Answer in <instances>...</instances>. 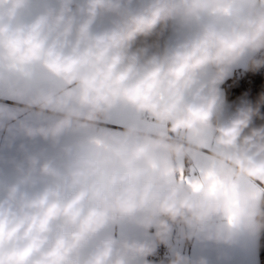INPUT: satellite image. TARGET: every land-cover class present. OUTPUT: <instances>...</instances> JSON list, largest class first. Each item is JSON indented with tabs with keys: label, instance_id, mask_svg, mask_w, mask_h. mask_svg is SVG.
I'll list each match as a JSON object with an SVG mask.
<instances>
[{
	"label": "clouds",
	"instance_id": "obj_1",
	"mask_svg": "<svg viewBox=\"0 0 264 264\" xmlns=\"http://www.w3.org/2000/svg\"><path fill=\"white\" fill-rule=\"evenodd\" d=\"M28 3L0 0V64L39 63L65 87L32 97L30 107L55 119L26 127V135L55 142L94 127L118 104L160 127L133 123L68 146L61 165L31 158L0 194V264H131L138 257L149 264L155 243L101 235L126 219L159 244L168 243L173 225L200 232L217 215L227 219L218 241L231 242L238 228L264 230L259 195L241 187L245 180L264 185V92L225 115L220 87L245 57L252 70L264 68V7L250 0H55L18 20ZM204 150L227 185L214 193L207 176L197 177L199 190L178 179L177 162ZM169 264L190 261L175 253Z\"/></svg>",
	"mask_w": 264,
	"mask_h": 264
},
{
	"label": "crops",
	"instance_id": "obj_2",
	"mask_svg": "<svg viewBox=\"0 0 264 264\" xmlns=\"http://www.w3.org/2000/svg\"><path fill=\"white\" fill-rule=\"evenodd\" d=\"M46 4L54 5L55 0H29V3L19 10L17 19H30L41 12ZM250 7H264V0H250ZM171 34L170 28L169 36ZM248 65L249 58H243L220 86L222 108L226 99L225 82ZM0 72L6 75V79L0 80V194L4 185L12 183L17 176L29 170L31 158H36L40 163L51 160L61 165L64 161V149L68 146L101 139L106 133H120L133 123L149 131H156L160 127L156 122L142 119L141 113L130 106L118 104L109 111L105 120L98 122L94 127L78 132H65L55 142L40 135L28 136L25 133L26 127H47L55 119L47 111H39L35 106L30 107L29 102L32 97L40 90L59 91L65 85L39 63L24 69H9L0 64ZM209 147H214L211 141ZM209 160V152L204 150L195 160H180L177 165L183 166L185 178H197L198 169ZM33 174L39 177L38 165ZM241 187L255 191L261 203L264 185L245 180L242 181ZM218 226H227V219L220 215L214 216L200 232H192L180 225L175 231L171 245L172 259L175 253H179L186 257L190 264H261V231L250 234L238 228L233 240L226 243L214 238ZM101 235H110L117 240L157 243L152 231L146 232L127 219L109 225ZM210 236L213 238H209ZM146 259L152 264L150 256ZM131 264H145V258L138 257Z\"/></svg>",
	"mask_w": 264,
	"mask_h": 264
},
{
	"label": "trees",
	"instance_id": "obj_3",
	"mask_svg": "<svg viewBox=\"0 0 264 264\" xmlns=\"http://www.w3.org/2000/svg\"><path fill=\"white\" fill-rule=\"evenodd\" d=\"M169 36V30L164 33L162 40ZM226 99L223 106L225 115L230 114L243 99L255 100L264 92V68L252 70L250 65L236 72L225 82ZM261 121L257 120L259 125ZM261 205L264 206V194ZM260 258L264 264V230L260 235Z\"/></svg>",
	"mask_w": 264,
	"mask_h": 264
},
{
	"label": "snow or ice",
	"instance_id": "obj_4",
	"mask_svg": "<svg viewBox=\"0 0 264 264\" xmlns=\"http://www.w3.org/2000/svg\"><path fill=\"white\" fill-rule=\"evenodd\" d=\"M199 175L207 176L210 190L214 193L218 188L227 187L225 180L213 161L209 160L203 167L198 169ZM180 180L193 188L199 190L200 184L197 178H185L183 166L180 167Z\"/></svg>",
	"mask_w": 264,
	"mask_h": 264
},
{
	"label": "built area",
	"instance_id": "obj_5",
	"mask_svg": "<svg viewBox=\"0 0 264 264\" xmlns=\"http://www.w3.org/2000/svg\"><path fill=\"white\" fill-rule=\"evenodd\" d=\"M141 118L144 120L155 122L146 113H141ZM179 226L180 225H173L171 236H170L167 244L156 243V249H155L154 253L150 256L152 264H169V262L172 260L171 245H172V241L174 238L175 231L177 228H179Z\"/></svg>",
	"mask_w": 264,
	"mask_h": 264
},
{
	"label": "water",
	"instance_id": "obj_6",
	"mask_svg": "<svg viewBox=\"0 0 264 264\" xmlns=\"http://www.w3.org/2000/svg\"><path fill=\"white\" fill-rule=\"evenodd\" d=\"M108 17L102 18L100 21H98V24H105L108 21Z\"/></svg>",
	"mask_w": 264,
	"mask_h": 264
}]
</instances>
